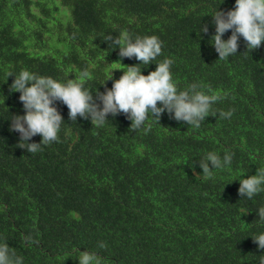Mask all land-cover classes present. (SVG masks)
I'll return each mask as SVG.
<instances>
[{"label":"trees","instance_id":"trees-1","mask_svg":"<svg viewBox=\"0 0 264 264\" xmlns=\"http://www.w3.org/2000/svg\"><path fill=\"white\" fill-rule=\"evenodd\" d=\"M234 5L0 0V244L21 264H79L83 251L99 264H260L264 249L252 238L264 234L257 215L264 190L248 199L238 189L239 180L264 169V42L251 50L240 37L237 54L221 60L211 40V16ZM122 34L158 37L161 54L147 67L135 57L122 63L140 64L148 75L171 59L178 91L197 84L221 97L210 116L197 128L167 111L157 122L149 112L132 129L123 113L102 125L71 121L56 101L58 142L36 153L20 148V134L9 130L13 115L25 114L20 93L10 91L15 76L27 70L61 83L77 79L95 98L127 70L116 62L119 47L106 42ZM229 110L230 118L220 117ZM41 140L37 134L28 143ZM209 152L222 162L231 153L232 161L206 178L199 159Z\"/></svg>","mask_w":264,"mask_h":264},{"label":"clouds","instance_id":"clouds-1","mask_svg":"<svg viewBox=\"0 0 264 264\" xmlns=\"http://www.w3.org/2000/svg\"><path fill=\"white\" fill-rule=\"evenodd\" d=\"M212 17L215 25V34L211 37L212 45L223 60L237 54L238 40L243 37L247 49H257L264 42V0H235L233 9L228 11L217 10ZM231 30L227 40L222 39L224 34ZM208 33V26L200 27V33ZM106 42L119 47L118 62L126 67L123 75L114 80L111 89L104 92L97 91L95 98L92 93L84 90L83 84L77 79H69L61 83L51 77H42L23 70L15 76L10 91L19 92V100L25 110L24 115H13L9 126L10 131L20 134L19 147L29 153L42 150V145L58 142V132L63 118L55 106L56 101L62 102L69 109V119L76 121L77 117L85 120L91 119L92 124L102 125L109 114L113 117L125 114L131 121L132 129H139L148 119L149 112L157 122L161 115L167 111L170 118L186 122L188 125L199 127L200 123L210 116L212 105L221 99L215 93L206 94L198 90L197 84L189 85L185 90L178 91L173 83L170 66L173 61L164 59L156 64V69L148 75L141 74L140 64L147 67L162 51V42L156 36L136 37L134 40L127 34L120 37L109 35ZM133 58L140 61L138 65L128 66L122 63L123 58ZM87 73H83L87 77ZM10 76V75H9ZM111 79V78H110ZM30 85V86H28ZM211 93V89L208 90ZM99 101V103L97 102ZM158 102L161 105L158 107ZM102 105V107H101ZM174 114V115H173ZM221 118H230L232 110L220 112ZM39 134L40 143H28ZM232 154L226 153L223 162L218 154L209 152L199 159V167L203 175L210 178L214 169H223L231 164ZM211 163V168L209 167ZM193 169H195V164ZM239 196L251 199L258 194L264 185V169L256 171L255 175L239 180ZM257 215L264 221V207ZM259 249H264V234L252 238ZM103 248L105 245L100 244ZM22 258L10 252L9 246L0 244V264H21ZM99 264L95 254L81 252L79 264ZM264 264V256L260 259Z\"/></svg>","mask_w":264,"mask_h":264}]
</instances>
